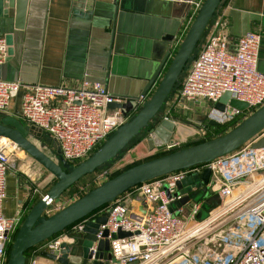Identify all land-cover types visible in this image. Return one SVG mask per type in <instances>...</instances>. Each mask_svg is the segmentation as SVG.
Wrapping results in <instances>:
<instances>
[{
  "label": "built area",
  "instance_id": "2783aa9c",
  "mask_svg": "<svg viewBox=\"0 0 264 264\" xmlns=\"http://www.w3.org/2000/svg\"><path fill=\"white\" fill-rule=\"evenodd\" d=\"M190 1L197 9L203 3V0ZM212 21L213 30L189 63L176 99L180 103L217 102L229 92L249 108L241 111L227 105L219 116L226 120L246 118L264 105V72L259 69L263 36L260 32H247L232 49L224 16H214ZM8 46L6 36L0 34V64L8 55ZM23 85L19 80L0 78V111L9 108ZM26 88L21 99L22 119L56 139L63 157L73 164L87 159L130 119L121 109L109 108L110 103L125 99L111 93L100 82L32 84ZM145 99L146 96H141L138 105ZM263 136L264 129L237 150L209 163L173 171L135 186L104 209L38 244L27 255L26 264H38L42 252L55 254L64 242L75 243L73 233L82 232L87 222L109 210L107 222L100 225L97 240L89 249L92 256L88 264H96L100 239H109L112 254V259L102 260V264L108 261L110 264H264V147H253ZM177 144L172 140L165 147L173 148ZM17 148L12 140L0 137V264H8L9 248L23 222L21 212L12 217L4 214L10 159ZM206 167H210L211 176L204 200L217 194L220 204L205 218L198 219L202 201L189 199L182 203L189 192L182 193L178 182L195 172L201 174ZM107 174L108 171H103L95 181L102 183ZM55 201L48 200L46 214L56 207ZM171 204L177 205L174 210ZM106 230L108 235H104ZM119 230L132 235L113 236Z\"/></svg>",
  "mask_w": 264,
  "mask_h": 264
},
{
  "label": "water",
  "instance_id": "95a60500",
  "mask_svg": "<svg viewBox=\"0 0 264 264\" xmlns=\"http://www.w3.org/2000/svg\"><path fill=\"white\" fill-rule=\"evenodd\" d=\"M221 1H203L174 57L171 54V44L176 33L173 30L169 31L168 21L165 19H157L156 32H151V35L146 37L148 39L141 37L137 32H123L120 28V23L124 17L134 20L135 18H142L145 14L158 16L159 5L162 2L172 4L173 0H114L113 12L106 20L102 19L101 12L95 7V4L92 8L88 7L86 13L75 11L76 15L85 19V34L89 35L90 30L101 34L102 29L110 28L109 31H105L104 35L101 34L102 40L98 42L93 40L94 43L91 44V46L101 49L102 53L99 60L94 63L95 66L87 69V74L93 73L97 79L87 80L108 86L107 78L111 73L115 74L114 66L119 55L130 56L127 59L129 74L124 82L134 90V93L123 97L125 99L123 102L110 103L109 108L121 109L125 115L132 110L138 109V111L116 129L115 133L96 152L78 164H72L63 157L56 139L50 136L48 138L56 151V158H53L30 140L29 126L24 125L14 117L4 116L1 118L0 137L15 142L57 178L45 196L26 215L13 242L8 264H26V252L29 249L67 229L74 222L81 220L93 211L109 204L131 188L173 171L209 163L217 157L237 150L246 142L254 139L264 129L263 105L223 135L131 166L91 189L56 213L46 214L48 200L59 199L67 189L83 176L93 173L100 166L107 165L117 158L134 138L142 134L151 122L157 120L159 112L168 101L174 87L180 83V76L194 59L196 48L215 16ZM22 4L25 5L24 0H0V17L4 20L2 23L6 25V29H10L14 22L16 28L20 27L17 22L20 20L19 10ZM125 11L127 12L126 15L124 14ZM125 34H132L134 37H128ZM16 40L15 51L17 58L20 59L21 56H24L23 52L27 45L23 44L19 36ZM89 44V41H86L83 44L84 49ZM125 46L128 47V50H125ZM87 58L90 64V58L93 61L96 57L94 54H90ZM157 83V87L153 90ZM149 93H151L150 97L139 106L138 99L141 96H147ZM180 105L184 106V103L181 102ZM187 105L190 108L197 105H199L198 108L206 107L208 112L211 110L224 112L227 105L241 111L249 108L246 102L232 97L229 92L215 102L213 107L210 106L208 100H191L187 102ZM210 123L217 124L219 121L211 119ZM176 125L175 121L168 118L161 121L157 120L155 127L146 138L149 148L154 149L172 142ZM253 147H264V136L256 140ZM210 176L211 169L206 167L199 176L196 174L195 176L194 174L189 175L178 182L181 191L184 187L189 190V194L183 197L182 203L194 198L195 193L190 187L197 178L201 180L200 186L203 185L202 191L206 194L208 190L206 184L209 182ZM183 193L186 192L183 191ZM207 201L217 205L220 203V198L215 194ZM109 214L110 210L103 212L94 220L87 222L82 232L73 233L71 236L76 238L75 243L67 244L64 242L61 249L55 254L42 252L41 255L63 264H88L92 256L89 249L97 240L98 229L101 224L107 222ZM104 235H108L107 230ZM130 235H132L131 232L119 230L113 236L125 237ZM96 258V264H102V260L112 259L109 239L98 241ZM106 264H110V262L108 261Z\"/></svg>",
  "mask_w": 264,
  "mask_h": 264
},
{
  "label": "crops",
  "instance_id": "0c3cea01",
  "mask_svg": "<svg viewBox=\"0 0 264 264\" xmlns=\"http://www.w3.org/2000/svg\"><path fill=\"white\" fill-rule=\"evenodd\" d=\"M24 1L25 5L22 4V7H20V20L17 22L20 27L16 28L14 22L10 29H6V25L2 23L4 20L0 17V34L6 36L9 45L8 55L5 61L0 64V78L19 80L24 84L19 93L12 99L9 108L5 111H0V120L4 116H10L20 120L24 125H28L21 117V99L28 85L78 84L82 80L97 79L95 74H87V69L95 66L94 63L99 60L102 50L93 47V45L91 46V44L94 41L102 40V35H104L105 31H109L110 28L102 29L100 32L102 35L93 30H90L89 35L85 34V19L76 15L75 11L86 13L87 8H92L95 4V7L101 12L102 19L106 20L113 12L114 0ZM163 2L159 5L158 16L145 14L142 18H135L134 20L125 19L124 17L120 23V28L123 32H137L141 37L146 38L151 35V32H156L157 19H165L168 21L169 31L173 30L176 33V37L171 44V54L174 56L193 23L198 9L190 0H173L172 4ZM124 14L126 15L127 12L125 11ZM220 15H223L224 20L228 23L227 31L232 49L235 47L237 39L247 32L256 31L262 34L263 46L259 68L264 71V0H222L215 17ZM164 16L167 17L164 18ZM12 20L14 21L15 19ZM211 30H213V21L209 24L205 35ZM125 35L134 37L132 34ZM18 36L23 44L27 45L23 52L24 56H21L20 59L17 58V52L15 51V43ZM86 41H89L90 44L84 49L83 44ZM126 49L128 50V47ZM90 54H94L96 58L95 60L92 59L93 61L90 58L89 64L87 56ZM129 57L120 54L114 66L115 74L111 73L107 78L109 91L122 98L134 93V90L124 82L129 74L127 61ZM157 85L158 83L153 90ZM148 95H151V93ZM148 95L146 99L150 97ZM137 111L138 109L130 111V118ZM176 124L172 137L174 141H184L194 135L182 123L176 122ZM29 127L30 130L35 128L30 125ZM163 147L165 145L158 146L154 148V151H158ZM132 151L139 152L140 156H148L153 152L146 140L139 142ZM47 192L48 190L46 192H43L42 189L39 190L10 164L4 214L12 217L18 212L28 213ZM76 198H70L69 202L65 203L64 206L73 202ZM134 199L132 198V202L137 203ZM38 264L61 263L40 255Z\"/></svg>",
  "mask_w": 264,
  "mask_h": 264
},
{
  "label": "rangeland",
  "instance_id": "374dc122",
  "mask_svg": "<svg viewBox=\"0 0 264 264\" xmlns=\"http://www.w3.org/2000/svg\"><path fill=\"white\" fill-rule=\"evenodd\" d=\"M205 37L206 35L204 34L196 48L195 54L198 53L200 48L203 46L205 42ZM259 69L261 70V68ZM186 70L180 76V80H179L180 82L184 79ZM179 88H180V84L178 83L174 87L172 93L168 97V101L163 106V108L159 112V115L156 119L161 121L167 117L168 119L172 121L182 123L184 127H186L187 130H189L190 132H193L194 135H192L191 138H188L187 140H184V141H178L177 146L173 148L163 147L162 149L158 151H154L155 149H152L153 152L149 154L148 156H140L139 152L132 151V149L134 148L136 144V140H138L140 136L138 138L137 137L134 138L132 142L123 150V155L121 156L119 160H116L112 164L102 165L99 168H97L96 171H94L93 173L83 176L79 181L74 183L69 189H67L62 194V196L59 198L61 200L57 199L55 201L54 205L56 207H52V210L49 212L50 214H47V215H52L56 213L57 211L65 207L64 206L60 209V206H63L65 203L69 202L68 200L70 198L77 197L76 199H78L79 197L89 192L91 189L101 185L104 181H107L108 179L122 172L127 167H130L134 164L146 161L154 157L156 158V157L162 156L164 154L170 153L175 150H179V149L191 146L192 144H195L197 142L206 141V140L218 137L220 135H223L224 133L232 129L235 125H237L240 121L244 119L243 116H239L232 120H226V119H223V117L219 116V112H216L213 110L209 112L206 111V107L198 108L199 105H197L196 107L194 108L192 107L191 109H189L185 105L184 106L180 105V101L176 99L177 98L176 95L179 91ZM214 105H215V102H210L211 107H213ZM211 119L218 120L219 123L212 124L210 123ZM150 124L151 126L154 125L155 121L151 122ZM26 126H29V124ZM147 131L148 130H145V131L143 130L144 134H146ZM29 138L36 145L41 147L44 150V152H46L48 155H50L53 158H56L54 152L51 153L50 151L49 147L52 146L51 144L52 142L48 141V138H49L48 134L42 132L41 130L37 128H32L29 131ZM10 163L21 174H23L27 179H29V181L32 182L39 190L42 189L43 192H46L47 190H49L51 186L57 181V178L53 174H51L45 167H43L28 152H26L24 149L20 147L17 148L13 152L11 159H10ZM103 171H108V174L105 176L104 181L102 183L99 181L96 182L95 181L96 176L102 173ZM195 174L196 176L200 175V173L198 172H195L194 176ZM200 184H201V180L197 178L196 182L192 184V186L190 187L195 193L194 198H192L193 202L202 201V209L199 215L197 216L198 219L205 218L214 207H217L220 204L219 203L217 205L216 204L214 205V202L211 203V202H208L207 200H204L205 192L203 193L202 191L203 185L200 186ZM194 187H196L197 190H194L193 189ZM183 191L186 193L189 192V190H187V187H184L182 189V193ZM176 206H177L176 204H171L170 208L174 210ZM186 208L188 209V206H186ZM28 213H24V212L21 213L23 221ZM22 224L23 222L20 224L19 228L21 227Z\"/></svg>",
  "mask_w": 264,
  "mask_h": 264
},
{
  "label": "trees",
  "instance_id": "16d2710c",
  "mask_svg": "<svg viewBox=\"0 0 264 264\" xmlns=\"http://www.w3.org/2000/svg\"><path fill=\"white\" fill-rule=\"evenodd\" d=\"M197 54V53H196ZM195 54V55H196ZM180 84V83H179ZM155 124H156V121H155ZM155 124L154 125H152L151 126V124L146 128V129H144V131L145 130H148L147 131V133L146 134H144V132H142V134H140L139 136H137V138L139 137V139L138 140H136V144H135V146L139 143V142H141V141H143V140H146L147 141V136L149 135V132L153 129V127H155ZM203 142V141H202ZM148 143V142H147ZM198 143H201V142H197V143H195V144H198ZM103 145V144H102ZM102 145H99L98 147H96V149L93 151V153L94 152H96ZM192 145H194V144H192ZM149 146V145H148ZM92 153V154H93ZM91 154V155H92ZM90 155V156H91ZM123 155V151L120 153V155L117 157V158H115L114 160H112L111 162H109L108 164H112L113 162H115L116 160H119L120 158H121V156ZM165 155V154H164ZM155 158V157H154ZM151 159H153V158H151ZM148 160H150V159H148ZM139 163H141V162H139ZM138 164V163H137ZM203 164H205V163H203ZM134 165H136V164H134ZM134 165H132V166H134ZM199 165H202V164H199ZM195 166H198V165H195ZM131 167V166H130ZM130 167H127L126 169H128V168H130ZM192 167H194V166H192ZM125 169V170H126ZM124 171V170H123ZM121 173V172H120ZM119 174V173H118ZM116 176V175H115ZM134 188V187H133ZM133 188H131V189H133ZM130 189V190H131ZM129 191V190H128ZM108 206V204H106V205H104V206H102L101 208H99V209H97V210H95V211H93L92 213H90V214H88L87 216H90L91 214H93V213H95V212H98L99 210H101V209H104L105 207H107ZM86 216V217H87ZM77 222V221H76ZM75 223V222H74ZM73 223V224H74ZM72 224V225H73ZM72 225H70L67 229H65V230H63V231H61V232H59V233H57V234H61V233H63L64 231H66V230H68ZM20 229V228H19ZM19 229H18V231H19ZM18 231L16 232V234H15V236H14V240H15V237H16V235H17V233H18ZM56 234V235H57ZM55 236V235H54ZM12 245H13V243H12ZM12 245L10 246V248H9V254H10V252H11V249H12ZM37 245H35L34 247H32L31 249H29L27 252H26V255H28V254H30L31 253V251L36 247Z\"/></svg>",
  "mask_w": 264,
  "mask_h": 264
},
{
  "label": "flooded vegetation",
  "instance_id": "af4514ba",
  "mask_svg": "<svg viewBox=\"0 0 264 264\" xmlns=\"http://www.w3.org/2000/svg\"><path fill=\"white\" fill-rule=\"evenodd\" d=\"M188 102V101H187ZM187 102H185V103H187ZM184 103V105L186 106V107H188V108H190L187 104H185ZM50 148V151H51V153H53L54 152V154L56 153V151L53 149V146H50L49 147ZM73 164V163H72ZM61 263V262H60ZM61 264H63V263H61Z\"/></svg>",
  "mask_w": 264,
  "mask_h": 264
},
{
  "label": "bare ground",
  "instance_id": "6f19581e",
  "mask_svg": "<svg viewBox=\"0 0 264 264\" xmlns=\"http://www.w3.org/2000/svg\"><path fill=\"white\" fill-rule=\"evenodd\" d=\"M2 139H5V137H2Z\"/></svg>",
  "mask_w": 264,
  "mask_h": 264
}]
</instances>
